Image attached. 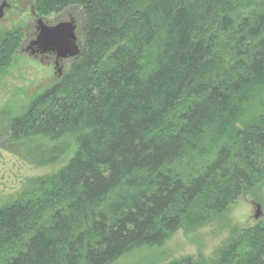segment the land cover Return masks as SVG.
<instances>
[{"label":"trees","instance_id":"1","mask_svg":"<svg viewBox=\"0 0 264 264\" xmlns=\"http://www.w3.org/2000/svg\"><path fill=\"white\" fill-rule=\"evenodd\" d=\"M114 1L123 13L133 9L134 0ZM228 1L146 0L134 9L145 25L138 48L118 42L90 87L70 99L54 85L9 121L11 149L27 162L72 157L52 176L66 201L46 212L35 202L0 208V264H112L203 222L264 179V113L245 137L236 126L264 83V0L237 12ZM99 3L37 0L42 14L77 5L92 18ZM157 36L154 62L144 69L143 47ZM9 38L0 36V45ZM187 99L175 128L150 134ZM209 136L223 140L215 157L181 173L186 158L207 150ZM212 264H264V222L230 239Z\"/></svg>","mask_w":264,"mask_h":264},{"label":"rangeland","instance_id":"2","mask_svg":"<svg viewBox=\"0 0 264 264\" xmlns=\"http://www.w3.org/2000/svg\"><path fill=\"white\" fill-rule=\"evenodd\" d=\"M2 0H0L1 3ZM144 1V2H143ZM9 6L4 8V15L0 18V36L10 33L6 43L0 45V56L4 63L0 68V208L17 202H31L44 212L66 201L67 192L63 188L53 185L52 176L66 166L72 154L47 165H35L27 162L11 149V140L7 135V126L29 107L30 103L50 87L60 84L61 92L72 98L84 88L90 87L95 74L104 58L118 42H128L135 49L141 45L144 35L142 19L134 10L146 3V0H134L133 9L123 13L114 0H100L96 8L95 18L86 14L83 7L69 5L59 11L42 14L38 9L37 0H7ZM234 12L240 6L250 8L248 0H229ZM97 3V2H96ZM214 5V4H213ZM110 8V9H109ZM231 8V9H232ZM109 10H116L112 21L106 24L105 16ZM223 11V10H222ZM38 17L54 25L62 21L75 19L78 44L81 53L77 57L62 59L57 65L53 60L46 59V55H34L27 49L31 40L37 35ZM140 19V20H139ZM159 22V21H158ZM199 25L195 32L201 29ZM205 28V27H203ZM226 41V39H224ZM158 36L143 47L142 63L148 69L154 62L158 51ZM189 102L178 104L177 112H173L163 122L155 125L150 134L158 131H170L177 125V113ZM179 109V110H178ZM243 112L237 119L236 126L243 130L255 124L259 116L264 113V83L260 84L251 100L246 102ZM232 136L234 134H231ZM217 137L206 139L207 150L194 154L177 168L185 175L196 173L210 162L218 150L220 141ZM244 201L248 207L243 218L233 213V206ZM262 205L263 216L255 218V203ZM264 222V179L253 189L242 194L226 209L212 215L197 225H183L169 235L160 245H143L123 254L112 264H169L192 257L202 264H212L216 260L219 250L227 245L230 239L237 238L245 229L255 227ZM21 239L10 241V256L21 247ZM245 249L249 248L245 244Z\"/></svg>","mask_w":264,"mask_h":264},{"label":"water","instance_id":"3","mask_svg":"<svg viewBox=\"0 0 264 264\" xmlns=\"http://www.w3.org/2000/svg\"><path fill=\"white\" fill-rule=\"evenodd\" d=\"M8 6L7 0L1 1L0 18L4 15V8ZM36 22L38 31L36 38L31 40L27 47L32 50V54L54 53L58 60L59 58H74L80 55L81 48L78 44L74 18L54 25L47 24L41 17H38ZM56 63L58 64V61ZM255 207V218L259 219L263 216L262 205L256 202Z\"/></svg>","mask_w":264,"mask_h":264},{"label":"clouds","instance_id":"4","mask_svg":"<svg viewBox=\"0 0 264 264\" xmlns=\"http://www.w3.org/2000/svg\"><path fill=\"white\" fill-rule=\"evenodd\" d=\"M250 207L247 205L244 201H239L237 204L233 206V213L238 217V218H243L244 213L246 212V209Z\"/></svg>","mask_w":264,"mask_h":264},{"label":"flooded vegetation","instance_id":"5","mask_svg":"<svg viewBox=\"0 0 264 264\" xmlns=\"http://www.w3.org/2000/svg\"><path fill=\"white\" fill-rule=\"evenodd\" d=\"M72 18V17H71ZM76 23V22H75ZM76 29H77V25H76ZM27 49H30V48H27ZM31 50V49H30ZM31 53H32V50H31ZM39 53H35L34 55H38ZM40 55H46V59H48V60H53V56H55V60H54V63H56L57 61H58V64H59V62H61V60L62 59H69V58H71V57H69V58H59V60L56 58V54H54V53H46V54H40ZM57 64V63H56ZM57 64V65H58Z\"/></svg>","mask_w":264,"mask_h":264},{"label":"bare ground","instance_id":"6","mask_svg":"<svg viewBox=\"0 0 264 264\" xmlns=\"http://www.w3.org/2000/svg\"><path fill=\"white\" fill-rule=\"evenodd\" d=\"M71 58H73V57H71Z\"/></svg>","mask_w":264,"mask_h":264}]
</instances>
